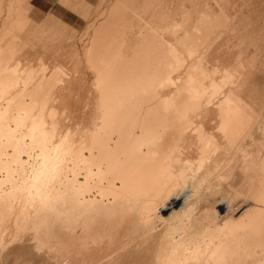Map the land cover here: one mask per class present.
<instances>
[{
    "label": "bare ground",
    "instance_id": "obj_1",
    "mask_svg": "<svg viewBox=\"0 0 264 264\" xmlns=\"http://www.w3.org/2000/svg\"><path fill=\"white\" fill-rule=\"evenodd\" d=\"M32 1L0 0V264H264V0H58L76 34Z\"/></svg>",
    "mask_w": 264,
    "mask_h": 264
},
{
    "label": "rangeland",
    "instance_id": "obj_2",
    "mask_svg": "<svg viewBox=\"0 0 264 264\" xmlns=\"http://www.w3.org/2000/svg\"><path fill=\"white\" fill-rule=\"evenodd\" d=\"M58 0H33L32 6L34 8V16L36 20L42 19L46 16H50L56 20L63 22L67 28L74 34L80 33L82 30V22L78 19V16L75 15L71 10H66L58 5ZM89 4L94 5L98 0H86ZM247 199L243 196H235L232 199V209L235 217L240 216L246 208L248 207ZM219 201V202H218ZM217 209L220 211L221 201L217 200Z\"/></svg>",
    "mask_w": 264,
    "mask_h": 264
}]
</instances>
